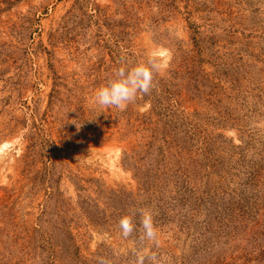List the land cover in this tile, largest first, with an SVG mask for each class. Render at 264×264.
Masks as SVG:
<instances>
[{"label": "rangeland", "instance_id": "obj_1", "mask_svg": "<svg viewBox=\"0 0 264 264\" xmlns=\"http://www.w3.org/2000/svg\"><path fill=\"white\" fill-rule=\"evenodd\" d=\"M149 57L154 88L97 115ZM3 142L0 264H134L141 209L158 264H264V0H0Z\"/></svg>", "mask_w": 264, "mask_h": 264}, {"label": "clouds", "instance_id": "obj_2", "mask_svg": "<svg viewBox=\"0 0 264 264\" xmlns=\"http://www.w3.org/2000/svg\"><path fill=\"white\" fill-rule=\"evenodd\" d=\"M164 70V66L156 57H149L146 61L132 64L124 63L113 69L110 77L94 92L93 105L99 110L97 115L105 109L115 108L125 110L129 104L136 101L138 96L148 94L154 88V77ZM142 241L151 242L150 246L132 249L135 257L134 264H158V255L152 246H158L159 234L154 224L151 210L139 211ZM121 236L127 239L137 230L131 215H123L118 221ZM100 264H108L101 260Z\"/></svg>", "mask_w": 264, "mask_h": 264}, {"label": "bare ground", "instance_id": "obj_3", "mask_svg": "<svg viewBox=\"0 0 264 264\" xmlns=\"http://www.w3.org/2000/svg\"><path fill=\"white\" fill-rule=\"evenodd\" d=\"M163 58H165L166 57V49H163V48H161V49H159L158 51H157ZM8 144H7V142H3L2 144H0V153H2L3 152V150L5 149V147L7 146ZM111 150V149H110ZM118 150H115V156L114 157H116V158H118ZM117 161V159L115 160H113L112 162H111V164H112V166H115L116 165V162Z\"/></svg>", "mask_w": 264, "mask_h": 264}]
</instances>
